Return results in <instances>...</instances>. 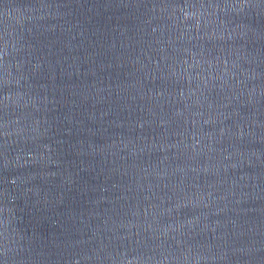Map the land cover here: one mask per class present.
<instances>
[{
	"label": "water",
	"instance_id": "water-1",
	"mask_svg": "<svg viewBox=\"0 0 264 264\" xmlns=\"http://www.w3.org/2000/svg\"><path fill=\"white\" fill-rule=\"evenodd\" d=\"M0 264H264V0H0Z\"/></svg>",
	"mask_w": 264,
	"mask_h": 264
}]
</instances>
